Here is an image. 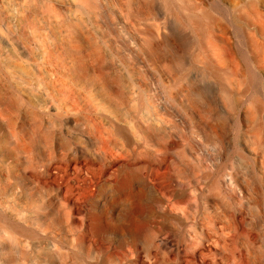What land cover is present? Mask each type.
<instances>
[{
  "label": "clouds",
  "instance_id": "9594fccd",
  "mask_svg": "<svg viewBox=\"0 0 264 264\" xmlns=\"http://www.w3.org/2000/svg\"><path fill=\"white\" fill-rule=\"evenodd\" d=\"M222 11L236 32H222L204 0H0V264H132L137 251L145 264H178L151 215L133 216L138 240L119 247L85 238L74 213L87 193L70 183L81 169L65 179L76 149L97 172L156 165L151 211L182 222L169 226L185 256L203 248L201 264H264V87L252 88L264 12L257 0ZM193 72L216 87L203 109Z\"/></svg>",
  "mask_w": 264,
  "mask_h": 264
},
{
  "label": "bare ground",
  "instance_id": "6f19581e",
  "mask_svg": "<svg viewBox=\"0 0 264 264\" xmlns=\"http://www.w3.org/2000/svg\"><path fill=\"white\" fill-rule=\"evenodd\" d=\"M205 5L210 11L217 12L220 15L222 24L220 25L221 31L225 34H230L227 30L230 28L232 32H236V25L234 22L226 17L222 11V5L226 3V0H204ZM257 7L260 11L264 12V0H257ZM259 36V32L257 31ZM179 39L173 37L172 41L165 39L164 46L167 48L170 43ZM245 52H250V49L245 47L241 51V55ZM161 59H166L168 53L161 50L157 53ZM250 60L255 62L257 57L251 55ZM190 82V93L193 97L203 101L199 105L201 109L206 106L215 103L216 87L204 81L198 72L190 73L188 76ZM261 87H264V71H258L255 73L254 83L252 88L260 93ZM195 103V101H194ZM177 122H182V117L176 116ZM69 126L71 122L69 121ZM115 132L118 136L125 139L128 143L127 137L123 129L116 127ZM175 144H170L169 147H174ZM38 150V149H37ZM75 160L67 161V176L73 174L72 169L75 165L81 169V174L70 183L76 184L82 181L81 188L87 193L83 198V201L75 206V215L83 217V226L85 238L94 237L97 240H101L102 237L112 236L118 239L115 242V246L119 247L124 242L138 240V234L134 231L133 216L138 218L140 207L142 205H153L156 201V192L152 185L148 182V174L157 170V166L146 161H129L118 162L105 165L102 171L97 172L95 164L88 159L82 150L76 149ZM138 163V164H137ZM142 166L145 173L138 172L135 167ZM85 169L89 170L87 179L83 177ZM167 187L172 199L177 202H182L186 198V192L182 186H178L175 181L168 177ZM212 201H209V207L212 205ZM85 204V209L81 213L82 205ZM164 220L175 221L182 225V222L178 218L172 217L167 213H161ZM239 221V217H237ZM75 223V220L73 221ZM155 229V228H154ZM158 229V240L161 252H167L168 258L175 257L178 260V264H201L200 252L206 251L201 248L191 256H185L183 247L178 243L176 233L169 226L168 222ZM165 233L168 234V238L160 240L159 237ZM153 253H149V256ZM143 253L137 251V259L132 264H145L143 260ZM203 264H208L207 261H203Z\"/></svg>",
  "mask_w": 264,
  "mask_h": 264
},
{
  "label": "rangeland",
  "instance_id": "374dc122",
  "mask_svg": "<svg viewBox=\"0 0 264 264\" xmlns=\"http://www.w3.org/2000/svg\"><path fill=\"white\" fill-rule=\"evenodd\" d=\"M135 169L138 172L145 173L144 172L145 170H144V168L142 166H138V168H137V165H136ZM148 175H149L148 177L150 178L151 175L150 174H148ZM151 206L152 205H149V206L142 205L140 207L138 219H140V220H148L149 219V215H151V223H152L153 228H155V229L156 228H160L164 224V222H168L169 223L170 220H164L162 215H161V213L155 212V211H151ZM84 209H85V204L82 205V208H81L80 212L82 213ZM101 240L102 241H110L115 246V242L118 239H116L115 237H112V236H107V237H102Z\"/></svg>",
  "mask_w": 264,
  "mask_h": 264
}]
</instances>
